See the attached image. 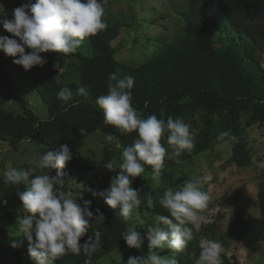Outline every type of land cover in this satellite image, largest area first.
I'll return each instance as SVG.
<instances>
[{
  "label": "trees",
  "instance_id": "1",
  "mask_svg": "<svg viewBox=\"0 0 264 264\" xmlns=\"http://www.w3.org/2000/svg\"><path fill=\"white\" fill-rule=\"evenodd\" d=\"M15 3L17 7L26 4L23 0H16ZM187 7L183 36L166 46L152 60L137 67L115 60L112 42L120 35L121 26L111 22V15L105 7L103 22L107 28L86 40L90 47L88 55L79 48L67 55L51 53L60 67L66 62L75 67L79 75L77 83H59L51 70L42 77L38 74L39 67L26 71L14 63L15 58L0 51V95L11 87L9 72L32 73L34 90L48 109V117L40 119L27 100L15 95L10 89L22 113L14 116L0 110V143L35 140L47 148L64 144L76 147L101 131L106 136L116 138L123 151L124 147L134 143L137 133L121 132L114 126L105 125L103 111L96 103L100 95L107 93L108 78L115 73L118 79L127 76L134 78L131 106L141 118L154 114L165 121L172 117L181 118L187 123L196 114L202 115L204 128L200 139L184 159L210 149L218 142L216 136L219 132L230 131L238 138V142H234L231 161L240 168L249 166L252 156L245 142V129L240 119L246 114L247 126L262 124L264 127V68L257 55L258 51L264 50V31L257 27V22L264 19V0H187ZM0 35L13 38L10 33ZM79 86L87 89V97L77 94ZM63 87L70 88L73 93V98L68 102L57 98ZM214 118H219V123L216 124ZM81 129L86 130L84 135ZM108 161L109 153L105 151V157L98 166H84L72 161L65 166L61 190L65 193L74 192L81 206L85 200L91 201L90 210L94 214L80 243L84 244L89 237L94 239L97 231L101 242L98 251L91 257L68 252L55 264H86V261L98 264L102 258L129 248L122 238L129 223L119 215L120 210L101 205L93 195V190L72 191L69 188L74 179L79 184L100 179L108 170L104 167ZM46 171L51 170H37L33 176ZM140 180L141 183L138 182L135 189L139 191L142 203L137 209L142 212L146 208L153 214L167 215L168 212L158 203L157 193L145 180ZM24 188L23 184L5 185L4 177L0 176V211L4 207L13 208L5 215H0V236L9 243L3 264L8 257L17 263L30 258L27 242L13 248L12 241L22 237L10 238L8 233L17 217L24 215L22 202L17 195ZM149 192L154 199L153 209L146 206ZM258 202V218H247L243 207L236 210L226 230L229 240L243 245L264 242V180L259 183ZM101 214L105 219L95 218ZM209 239L214 240L212 236ZM197 244L196 235L191 234L185 250L176 252L168 249L161 255L174 252L176 264H191L188 256ZM220 259L222 264H237L230 263L222 255Z\"/></svg>",
  "mask_w": 264,
  "mask_h": 264
},
{
  "label": "clouds",
  "instance_id": "2",
  "mask_svg": "<svg viewBox=\"0 0 264 264\" xmlns=\"http://www.w3.org/2000/svg\"><path fill=\"white\" fill-rule=\"evenodd\" d=\"M107 3L108 0H35L34 3L13 9L10 19L0 6V25L13 37L0 35V51L15 58L14 63L26 71L46 63L41 53H75L85 40L107 28L103 22ZM26 49L31 51L26 52ZM133 86V77L118 79L112 73L108 78L107 93L96 100L103 111L105 125L114 126L121 132L137 133L134 143L123 148L121 162L110 160L104 164L110 171L118 168L120 174L111 179L107 189L98 193L112 209L119 208V215L125 221L131 219L133 210L142 203L139 191L130 187L132 179L141 177L145 165H148L152 169L153 181H160L167 151L161 143L162 137L166 134V143L171 150L169 158L177 164L182 163L179 159L182 153L187 151L190 154L194 148L191 125L183 119L169 117L165 121L154 114L147 118L138 115L131 106ZM77 94L87 97L88 91L84 86H79ZM57 98L68 102L73 98V93L70 88L63 87ZM85 132V129H81L83 135ZM113 139L112 135L106 136L109 142ZM216 141L238 142V138L230 131H222L216 136ZM72 159V151L64 144L41 154L34 168H9L3 173L5 185L25 186L23 191L17 193L24 215L17 217L15 226L17 237L22 238L14 239L11 246L21 247L26 241L33 264H55L68 252L91 257L100 247L98 231L94 233V239L89 237L84 244L80 243L89 227V220L94 218L90 210L91 201L85 200L81 206L71 193L57 187L64 183L63 170ZM253 165L264 170V159H254ZM37 170H55L56 174L33 176ZM211 179L210 175L193 177L176 189L164 191L158 203L169 215H157L155 227L148 226L143 234L132 227L123 234L122 238L129 248L139 249L145 239L149 247L146 257H129L127 264H176L174 258L161 256L156 250L167 248L181 252L186 249L191 240V229L187 225L191 223L199 227L205 220L200 211L207 208L210 197L201 190V185ZM93 195L97 193L93 192ZM79 198L82 199L81 196ZM146 206L148 209L155 206L151 192L146 196ZM95 218L105 219L102 214ZM221 251L219 242L203 239L195 264H222ZM86 264H90V261H86Z\"/></svg>",
  "mask_w": 264,
  "mask_h": 264
},
{
  "label": "rangeland",
  "instance_id": "3",
  "mask_svg": "<svg viewBox=\"0 0 264 264\" xmlns=\"http://www.w3.org/2000/svg\"><path fill=\"white\" fill-rule=\"evenodd\" d=\"M16 0H0L7 17L10 19L13 9L17 8ZM24 3H34L35 0H23ZM111 15V22L121 26L120 35L112 42L115 51V60L121 64L137 67L145 64L156 57L169 44L181 38L185 30L184 16L188 13L187 0H108L105 6ZM258 29L264 31V19L257 22ZM0 33H8L0 25ZM85 54H89L90 47L85 42L79 47ZM31 49H26L30 52ZM46 63L39 67L38 74L44 76L48 70L54 72L59 83H77L79 75L70 62H66L60 67L55 62L51 53H41ZM258 59L264 68V50L258 51ZM34 75L28 72H9L11 81L10 89L15 95L27 100L30 108L40 119L48 117L47 106L40 100L33 86ZM10 89L5 90L0 95V110L11 113L14 116L21 114L14 98L10 94ZM219 118H214V122L219 123ZM248 115L243 114L240 122L244 127L245 142L250 149L252 163L244 168L238 167L231 161L234 142H216L210 149L194 154L190 158L184 159L187 151L182 153L179 159L181 164H177L174 159H170L171 150L166 143V134L161 139L162 145L166 148V155L162 168L159 183L152 179V169L145 166L141 177L132 179L130 187H136L139 179L145 180L149 187L157 193L158 199L168 188L176 189L183 185L185 180L193 177H203L210 175V181L203 182L201 190L208 193L210 199L206 209L200 214L205 217L199 227L189 223L191 234L197 237V246L189 254L191 264L199 258L200 242L212 236L215 241L222 245L221 254L230 263L237 264H264V242L243 245L229 240L226 237L230 218L240 207L245 208L247 218L260 217L258 202L259 183L264 180V170L257 169L253 165V160L264 159V127L262 124L247 126ZM188 124L194 136L193 143L200 139L201 131L204 128V121L201 114H196ZM59 148V147H56ZM56 148H47L39 142L25 140L13 144L5 143L0 151V176L5 170L16 168L28 170L35 166L36 159L43 153ZM73 153L72 162L84 166H98L105 157V151L109 153L110 160L121 162V148L118 140L114 138L111 142L106 140V135L97 131L83 144L71 147ZM47 174L55 176V172L46 171ZM120 174L117 168L115 171L106 170L100 179L93 182L87 181L77 183L74 179L70 182L69 188L72 191L93 190L97 195V201L108 208L103 198L98 193L110 186L111 179ZM259 175L261 177L259 178ZM62 189V185H57ZM74 199L76 195L70 192ZM12 207H4L0 215L10 212ZM119 209V208H118ZM134 209L131 219L128 220L130 227L143 232L148 226L155 227V217L157 214L151 213L146 208ZM169 215V213L167 214ZM165 215V216H167ZM171 218V217H170ZM17 221L8 230L9 237H17ZM212 226V227H211ZM209 227L211 229L209 230ZM225 244V246L223 245ZM9 243L0 236V264H3L4 256L8 253ZM167 248L156 251L161 255ZM149 254L148 241L145 239L139 249L125 248L99 260L98 264H127L129 257L147 256ZM175 259V253L169 252L165 255ZM5 264H33L31 258H26L17 263L11 257L7 258Z\"/></svg>",
  "mask_w": 264,
  "mask_h": 264
},
{
  "label": "built area",
  "instance_id": "4",
  "mask_svg": "<svg viewBox=\"0 0 264 264\" xmlns=\"http://www.w3.org/2000/svg\"><path fill=\"white\" fill-rule=\"evenodd\" d=\"M1 146H2V143H0V151L2 150V149H1Z\"/></svg>",
  "mask_w": 264,
  "mask_h": 264
}]
</instances>
